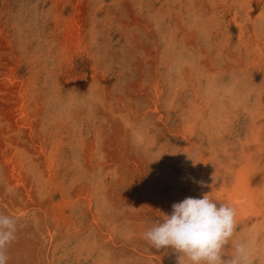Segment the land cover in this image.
<instances>
[{"label":"rangeland","instance_id":"1","mask_svg":"<svg viewBox=\"0 0 264 264\" xmlns=\"http://www.w3.org/2000/svg\"><path fill=\"white\" fill-rule=\"evenodd\" d=\"M246 1L0 0V214L18 222L7 264H105L107 257V264H157L164 248H153L144 233L161 213L170 215L174 203L204 196V178L196 182V189L204 191H191L193 170L201 169L204 159L216 158L208 171V180L214 182L224 173L223 159L231 168L237 167L240 141L253 130L263 136L257 140L264 142V0L251 1V21ZM71 15L77 19L76 40L65 42L67 47L56 45L59 35L64 36L62 24L73 19ZM57 19L64 21L62 27ZM5 84H11L10 92ZM19 85L26 87L22 105L16 100L21 99ZM255 103L260 107L250 109ZM156 104L167 130H160ZM9 121L24 122L27 128L13 132ZM193 125L189 138L186 127ZM30 133L43 143L41 149L37 143L30 145ZM55 136L64 144L59 150L53 145ZM3 137L12 145H6ZM80 142L85 148L94 145L91 163L83 159L86 151ZM39 150L47 155L60 151L58 173L67 191L64 195L55 189L44 191L38 184L45 170L39 171L31 160L39 159ZM251 150L259 152L253 145ZM8 157H14V164L4 163ZM102 162L105 169L99 166ZM17 163L25 168L20 171ZM262 164L254 181L264 176ZM21 177L31 194L26 195ZM50 194L51 206L47 204ZM89 200L92 212L98 214L95 222L94 214L86 212ZM61 201L65 202L63 218L76 228L72 234L61 230L63 225L58 228L48 212L62 206ZM236 230L244 233L240 227ZM61 232L64 238L57 241ZM171 249L166 264H178L179 254ZM257 250L264 257V250L263 254ZM258 254L249 253L251 264L260 262ZM234 255L235 245L230 242L225 256Z\"/></svg>","mask_w":264,"mask_h":264},{"label":"bare ground","instance_id":"2","mask_svg":"<svg viewBox=\"0 0 264 264\" xmlns=\"http://www.w3.org/2000/svg\"><path fill=\"white\" fill-rule=\"evenodd\" d=\"M66 1V0H65ZM244 1V0H243ZM251 1L252 0H247L246 2H244V3H246L247 4V7H248V10L246 11V16L248 17V20H250L251 21V18H250V10H251V8H252V5H251ZM256 1V0H255ZM260 1V0H259ZM56 2H58V1H56ZM139 2H141V1H139ZM241 2V1H240ZM254 2V1H253ZM72 3V2H71ZM179 3V2H178ZM55 4H57V3H55ZM83 4H85V3H83ZM234 4V3H233ZM52 5V4H51ZM76 5V4H75ZM78 5V4H77ZM54 6V5H53ZM227 7V6H226ZM60 8V7H59ZM55 9H57V8H55ZM175 9V8H174ZM56 11V10H55ZM241 11H242V8H241ZM210 12V11H209ZM259 12V11H258ZM56 13V12H55ZM158 14V13H157ZM164 14V13H163ZM212 14V13H211ZM195 15V14H194ZM165 17H166V15H164ZM76 17V16H75ZM74 15H71V18H73V19H69L70 21L69 22H64V21H59L58 19V21L59 22H57V24H59L60 26H61V24L64 22V25L62 24V26H63V28H62V32H61V34H63L64 36H62L63 38H61L60 37V35H59V37H58V39H57V42H56V45H63V46H65V47H67V46H69V45H67V43L68 42H72V39H74L75 37L74 36H77L76 35V30H78V28L76 27L77 25V23L75 24V21L77 20V19H75L74 20ZM192 17V16H191ZM194 17V16H193ZM217 17V16H216ZM235 17V16H234ZM53 18V17H52ZM56 18V17H55ZM254 18V17H253ZM252 18V19H253ZM256 18H257V16H256ZM60 19H61V16H60ZM189 19V18H188ZM193 20H194V18H192ZM122 20V19H121ZM214 20V19H213ZM126 21V20H125ZM245 21V20H244ZM259 21V20H258ZM53 22V21H52ZM77 22H79V19H78V21ZM235 22V21H234ZM262 22V21H261ZM61 23V24H60ZM55 24H56V22H55ZM141 24V23H140ZM170 25V24H169ZM242 25V24H241ZM61 26V27H62ZM3 27V26H2ZM79 28H82L80 25L78 26ZM55 28V27H54ZM150 28V27H149ZM220 28V27H219ZM178 29V28H177ZM262 29V28H261ZM2 30V29H1ZM209 30V29H208ZM263 30V29H262ZM52 32H54V31H52ZM57 32V31H56ZM92 32V31H91ZM65 33V34H64ZM0 34H1V32H0ZM92 35V34H91ZM183 35V34H182ZM242 35V34H241ZM4 37V36H3ZM2 37V38H3ZM53 37V36H52ZM86 37V36H85ZM241 37V36H240ZM78 38H80V37H78ZM224 38V37H223ZM257 38H258V36H257ZM3 39H5V38H3ZM84 39V38H83ZM75 40H76V38H75ZM239 40V39H238ZM82 41V40H81ZM170 41V40H169ZM223 41V40H222ZM251 41V40H250ZM1 42H3V40L1 41ZM65 42H67V43H65ZM42 43V42H41ZM43 44V43H42ZM78 44H80V43H78ZM77 43H76V45H78ZM74 45V44H73ZM82 45V44H81ZM91 45V44H90ZM170 45V44H169ZM177 45V44H176ZM260 45V44H259ZM174 46V45H173ZM220 46V45H219ZM82 47V46H81ZM215 47V46H214ZM43 48H44V46H43ZM75 48H76V46H75ZM87 48V47H86ZM230 48V47H229ZM11 49V48H10ZM48 49H50V48H48ZM58 49H59V47H58ZM69 49V48H68ZM70 49H72V48H70ZM181 49V48H180ZM72 50H74L75 51V49H72ZM231 50V49H230ZM71 51V50H70ZM227 51V50H226ZM235 51V50H234ZM67 52V51H66ZM176 52V51H175ZM25 53V52H24ZM45 53V52H44ZM55 53H57V52H55ZM62 53V52H61ZM82 53V52H81ZM264 53V52H263ZM67 54V53H66ZM69 54V53H68ZM67 54V55H68ZM80 54V53H79ZM83 54V53H82ZM81 54V55H82ZM258 54H260V53H258ZM50 55V54H49ZM255 55V54H254ZM45 56V55H44ZM54 56V55H53ZM63 56V55H62ZM78 56V55H77ZM80 56V55H79ZM84 56V55H83ZM52 57V56H51ZM205 57V56H204ZM20 58V57H19ZM47 58V57H46ZM67 57H65L64 58V60L63 61H65V59H66ZM165 58V57H164ZM231 58V57H230ZM37 59V58H36ZM228 59V58H227ZM55 61H56V59H54ZM68 60V59H67ZM164 60V59H163ZM58 61V60H57ZM71 61V60H70ZM204 61V60H203ZM89 62V61H88ZM233 62V61H232ZM46 63V62H45ZM44 63V64H45ZM66 63V62H65ZM196 63V62H195ZM236 63V62H235ZM15 64H16V62H15ZM138 64V63H137ZM205 64V63H204ZM46 65V64H45ZM257 65V64H256ZM68 66H70V64L68 65ZM132 66V65H131ZM254 66V65H253ZM153 67V66H152ZM249 67V66H248ZM258 67H260V66H258ZM31 68V67H30ZM38 68V67H37ZM203 68H205V67H203ZM229 68H230V66H229ZM242 68V67H241ZM250 68V67H249ZM15 69V68H14ZM47 69V68H46ZM45 69V70H46ZM70 69V68H69ZM91 69V68H90ZM117 69V68H116ZM227 69V68H226ZM224 70V69H223ZM223 70H221V71H223ZM12 71H15V70H12ZM92 71V70H91ZM96 71V70H95ZM7 72V71H6ZM94 73V72H93ZM4 74H5V72H4ZM9 74V73H8ZM65 74V73H64ZM250 74V73H249ZM11 76H12V72H11V74H10ZM6 76V75H5ZM4 76V77H5ZM85 76V75H84ZM0 77H2L1 75H0ZM3 78V77H2ZM83 78V77H82ZM6 79V78H5ZM81 79V78H80ZM10 80V79H9ZM28 80V79H27ZM3 81H5V80H3ZM12 81H13V79H12ZM16 81V80H15ZM20 81V80H19ZM25 81V80H24ZM0 82H1V80H0ZM22 82V81H21ZM148 82V81H147ZM7 83V82H6ZM26 83V82H25ZM181 83V82H180ZM14 84V83H13ZM140 84V83H139ZM195 84V83H194ZM198 84V83H197ZM196 84V85H197ZM263 84V83H262ZM143 86V85H142ZM158 87V86H157ZM161 87V86H160ZM169 87V86H168ZM20 88V89H19ZM19 88H17V89H19L18 90V95H20V98L21 99H16L15 97H14V99H16V100H21L20 101V104L22 105V104H24L23 103V99H24V96H25V93H26V87L24 86V88L23 87H21L20 85H19ZM23 88V89H22ZM156 88V87H155ZM170 88V87H169ZM189 88V87H188ZM212 88V87H211ZM215 88V87H214ZM1 89V88H0ZM4 89H6V90H8V92H10V90H11V84H5V87H4ZM17 89H16V91H17ZM29 89V88H28ZM38 89V88H37ZM40 89V88H39ZM59 89V88H58ZM3 90V89H2ZM52 91V90H51ZM53 91H55V90H53ZM57 91V90H56ZM154 91V90H153ZM156 91V90H155ZM3 92V91H2ZM29 93V92H28ZM31 93V92H30ZM148 93V92H147ZM155 93V92H154ZM250 93V92H249ZM3 94V93H2ZM185 94V93H184ZM17 95V94H16ZM13 96V95H12ZM148 96V95H147ZM156 96H157V94H156ZM36 97V96H35ZM34 97V98H35ZM152 97V96H151ZM3 98V97H2ZM13 98V97H12ZM26 98V97H25ZM27 98H29V97H27ZM57 98V97H56ZM158 98L160 99L161 98V94L159 93V95H158V97H156V101H158ZM1 99V98H0ZM260 99V98H259ZM1 101V100H0ZM40 101V100H39ZM44 101H46V99L44 98ZM243 101V100H242ZM19 102V101H18ZM25 102V101H24ZM38 102V101H37ZM201 102V101H200ZM244 102V101H243ZM156 103V102H155ZM191 103V102H190ZM206 103V102H205ZM195 104H197V103H195ZM16 105V104H15ZM15 105H13V106H15ZM49 105V104H48ZM95 105V104H94ZM5 106V105H4ZM9 106V105H8ZM25 107H26V105H24ZM69 106V105H68ZM93 106V105H92ZM253 106H258V107H260L259 106V104H257V103H255V104H253V105H251L249 108L250 109H252V107ZM19 107V106H18ZM17 107V109H19ZM71 107V106H70ZM5 108V107H4ZM16 108V107H15ZM37 108V107H36ZM20 109H23V106H22V108H20ZM28 109V108H27ZM35 109V108H34ZM38 109V108H37ZM41 109V108H40ZM57 109V108H56ZM173 109H175V108H173ZM223 109V108H222ZM258 109V108H257ZM9 110V109H8ZM26 109H24V111H25ZM29 110V109H28ZM91 110V109H90ZM155 110H158V112H159V118H160V122H162L161 123V128H160V130H162V129H166V122L164 123L163 122V115H162V113H161V111H159V107H158V105L156 104V109H154V111ZM2 111V110H1ZM19 111H21V110H19ZM31 111V110H30ZM98 111V110H97ZM153 111V110H152ZM5 112L6 111H4V115H5ZM121 112V111H120ZM146 112V111H145ZM197 112V111H196ZM7 113V112H6ZM15 113V115H18L17 114V112H14ZM21 113V112H20ZM28 113V112H27ZM8 114V113H7ZM30 113H28L27 115H29ZM31 114H33V113H31ZM132 114V113H131ZM190 114V113H189ZM26 115V114H25ZM172 115V114H171ZM7 116V115H6ZM11 116V115H10ZM170 116V115H169ZM254 116V115H253ZM23 117V116H22ZM158 117V116H157ZM175 117V116H174ZM252 117V116H251ZM6 118V117H5ZM4 118V119H5ZM10 118V117H9ZM14 118V117H13ZM17 118H19V117H17ZM34 118V117H33ZM198 118H200V117H198ZM221 118V117H220ZM255 118V117H254ZM25 119V118H24ZM135 119V118H134ZM157 120H159L158 118H156ZM166 119V118H165ZM18 120V119H17ZM30 120H31V118H30ZM42 121H43V119H41ZM187 120V119H186ZM185 120V121H186ZM208 120V119H207ZM211 120V119H210ZM225 120V119H224ZM110 121V120H109ZM167 121V120H166ZM256 121V120H255ZM44 122V121H43ZM115 122V121H114ZM142 122V121H141ZM3 123H5V122H3ZM16 123L17 124H10V121H9V124H8V127H12L13 128V132H14V130H16L17 131V129L19 128V127H21L20 129H23L22 127H25V124H23L24 122H21V123H19V121L17 122L16 121ZM26 123V122H25ZM28 123V122H27ZM32 123V122H31ZM30 123V124H31ZM103 123V122H102ZM118 123V122H117ZM143 123V122H142ZM221 123V122H220ZM253 123V122H252ZM156 124V123H155ZM254 124V123H253ZM4 125V124H3ZM116 125V124H115ZM6 126V125H5ZM4 126V127H5ZM32 126V125H31ZM34 126V125H33ZM38 126V125H37ZM204 126V125H203ZM221 126V125H220ZM254 126H255V124H254ZM3 127V126H2ZM7 127V128H8ZM45 127H46V125H45ZM58 127V126H57ZM63 127V126H62ZM130 127V126H129ZM178 127V126H177ZM190 127V126H189ZM189 127H186V129H187V131H188V133H189V135H188V137L190 138L191 137V134H190V132L192 131V129L194 128V125H193V127L192 128H189ZM197 127V126H196ZM6 128V129H7ZM25 128H27V127H25ZM31 128V127H30ZM184 128V134H183V136H185V140H187V135H185V127H183ZM200 128V127H199ZM203 128H205V127H203ZM249 128V127H248ZM164 129V130H165ZM253 129V128H252ZM38 130V129H37ZM41 130V129H40ZM129 130V129H128ZM159 130V131H160ZM167 130V129H166ZM179 130V129H178ZM200 130H201V128H200ZM223 130V129H222ZM221 129H219V131H222ZM1 131V130H0ZM33 131V130H32ZM45 131V130H44ZM209 131V130H208ZM207 131V132H208ZM3 132V131H2ZM5 132V131H4ZM3 132V134L2 135H4V134H8L7 132H5L4 133ZM11 132H12V130H11ZM25 132V131H24ZM30 132V131H29ZM167 132V131H166ZM182 132V131H181ZM193 132V131H192ZM202 132H204L203 130H202ZM206 132V133H207ZM256 132H258V131H256ZM183 133V132H182ZM195 133V132H194ZM27 134V133H26ZM52 134H55V132H53L52 131ZM56 134H58V133H56ZM60 134V133H59ZM59 134H58V136H59ZM209 134V133H208ZM207 134V135H208ZM222 134V133H221ZM264 134V133H263ZM41 135V134H40ZM44 135H47V134H45L44 133ZM100 135V134H99ZM172 135V134H171ZM178 135V134H177ZM176 135V136H177ZM250 136H247L244 140L242 139V143H241V141H240V144H239V149H240V151L241 152H239L238 154H237V167L236 168H231V166H228V163H230V162H226L224 159H223V162H224V173L220 176H215L214 178V182H211L210 180H208L209 178H208V171H211V169H213V167H214V165H215V163L213 162V161H215L216 160V158H206V159H204L203 161H202V163H203V165H202V163H201V169H198L200 166H198V168L196 169H194L193 170V172L192 173H194L195 174V177L193 178V180H192V192L193 193H196V194H198L199 192H203L204 190H202L203 189V187H205V189H207V191H205L204 193L205 194H207V195H209V197H210V199H212L213 201H215L217 204H223L224 203V205H226V206H229V207H231L232 209H234V212H235V221H236V229L238 228V227H240L241 228V230L242 231H244V233L242 234V235H240V233L239 232H237V230L235 231V233H234V236H233V238H232V240L230 241L232 244H234V245H236V244H245L246 245V247H247V249H248V252L251 254V253H257L258 254V250L257 249H259L260 250V253L261 254H263L264 252H263V250H264V247H262L263 246V244H264V238L260 241L259 239H256V238H254V235H258V236H262V237H264V176H263V178H261V180L259 181H254V177H256V174H259L257 171H260V169H258V164H262V165H264V142H263V138H262V141H258L259 140V138L258 137H263L262 135H260L259 136V134H255V130H253L252 131V133H250L249 134ZM22 136V135H21ZM5 137H6V135H5ZM23 137V136H22ZM28 137V136H27ZM26 137V138H27ZM40 137V136H39ZM251 137V140L250 141H248L249 140V138ZM2 138V137H1ZM8 138H10V137H8ZM37 137H35L34 135H32V133H30L29 134V140L32 142L30 145L31 146H35V143H37V148L38 149H41L42 148V144L43 143H40L39 142V140L37 141V139H39V138H37ZM56 138V139H55ZM55 138H53V139H55V141H54V143H53V141H52V143H53V145L54 144H57V149L59 150L60 149V147H62V146H64V144H62V141H61V137L60 138H58V137H56L55 136ZM202 138V137H201ZM258 139V140H257ZM28 140V141H29ZM35 140L37 141V142H35ZM42 140V139H41ZM127 140V139H126ZM238 140V139H237ZM3 141H4V143L6 142L5 140H4V137H3ZM21 141V140H20ZM140 141V140H139ZM13 142V141H12ZM16 142V141H15ZM27 142V141H26ZM42 142H44V141H42ZM95 142V141H94ZM186 142V141H185ZM190 142V141H189ZM195 142V141H194ZM251 143V144H250ZM20 144V143H19ZM24 144V143H23ZM136 144V143H135ZM195 144V143H194ZM199 144H201V143H199ZM227 144V143H226ZM4 145V144H3ZM6 145H12L9 141H7L6 142ZM189 145V144H188ZM254 146V147H258V151L259 152H257V151H254L253 152V150H251V146ZM80 146H81V150H82V148H83V146H84V148L86 147L85 145H84V143L83 142H80ZM185 146V145H184ZM190 146H193L192 145V143H191V145ZM87 147L88 148H85L84 149V152H85V154H83V159H85L86 161H88V162H90L91 163V161H92V151H93V147H94V145L92 144V143H90L89 145H87ZM98 147V146H97ZM1 148V147H0ZM185 148V147H184ZM183 148V149H184ZM191 148V147H190ZM199 148V147H198ZM235 148V147H234ZM4 149H5V147H4ZM211 149V148H210ZM216 149V148H215ZM181 150V149H180ZM185 150H186V148H185ZM212 150V149H211ZM3 151V150H2ZM17 151V150H16ZM195 151V150H194ZM8 152V151H7ZM39 153H40V156L38 157L39 159L37 160V158H36V161H32L31 160V165H33V166H36V167H38L40 170L39 171H42L41 170V168L43 167L44 169L43 170H45V173H43V174H40V176H39V180L37 181V182H39L38 184L40 185V186H42L44 189H46V190H44V191H49L50 193L52 192V190H57L58 191V193L60 194V195H64L67 191L65 190V189H63L62 188V185H63V183H62V177H61V175H59V170H61V169H59L58 168V166H59V158H60V156H59V154H60V151H55V152H52V154H51V152L47 155V153L45 152V151H42V150H39L38 151ZM105 152V151H104ZM187 155L188 156H190V157H192V152H190V149H188L187 151ZM33 153V152H32ZM171 153H173V151L171 152ZM10 154V153H9ZM29 154V153H28ZM51 154V155H50ZM159 154V153H158ZM200 154V153H199ZM21 155V154H20ZM31 155V154H30ZM103 155H104V153H103ZM105 156V155H104ZM104 156H103V158H104ZM182 156V155H181ZM194 156V155H193ZM216 155H214V157H215ZM219 156H220V154H219ZM99 157V156H98ZM108 157V156H107ZM14 157H12V159H11V157H8V159L7 160H5L4 161V163H9V162H11L12 161V163H13V159ZM103 158H100V159H103ZM137 158V157H136ZM29 159V158H28ZM193 159V158H192ZM191 159V163H193L194 161ZM259 159H261L260 161H259ZM4 160V159H3ZM27 160V159H26ZM43 160H45V165H42L41 163H40V161L42 162ZM104 160V159H103ZM102 160V161H103ZM201 160V159H200ZM2 161V160H1ZM21 161V160H20ZM113 161V160H112ZM146 161V160H145ZM206 161H208V167H207V165H206ZM263 161V162H262ZM28 163H30V161H27ZM110 162V161H109ZM136 162V161H135ZM141 162V161H140ZM27 163V164H28ZM42 163H44V162H42ZM107 163H108V161H107ZM112 163V162H111ZM134 163V162H133ZM142 163V162H141ZM14 164V163H13ZM18 165H19V163H17ZM98 164V163H97ZM113 165L115 164V163H112ZM144 164V163H143ZM11 165V164H10ZM105 164H104V162H102V163H100L99 164V166L102 168V169H105V166H104ZM132 165V164H131ZM9 166V165H8ZM32 166V167H33ZM116 166V165H115ZM21 167H24L25 168V166H24V164L23 165H19V169H20V171H21ZM35 167V168H36ZM94 167V166H93ZM107 167V166H106ZM140 167V166H139ZM23 168V169H24ZM58 168V169H57ZM100 168V170H102ZM216 168V167H215ZM219 168V167H218ZM257 168V169H256ZM89 169V168H88ZM99 169V168H98ZM11 170V169H10ZM9 170V171H10ZM14 170V169H13ZM120 170H121V168H120ZM141 170V169H140ZM221 170H222V168H221ZM263 170V169H262ZM7 171V170H6ZM38 171V172H39ZM88 171V170H87ZM93 172H94V170H93ZM98 172V171H97ZM16 173H18V172H16ZM40 173V172H39ZM61 173V172H60ZM92 173V172H91ZM146 173V172H145ZM210 173V172H209ZM256 173V174H255ZM98 174V173H97ZM110 174V173H109ZM166 174V173H165ZM187 174V173H186ZM203 175V176H201V175ZM100 175V174H99ZM211 175V174H210ZM21 176V175H20ZM19 176V177H20ZM111 176V175H110ZM9 177H11L12 178V176H9ZM36 177V176H35ZM121 177V176H120ZM154 177H155V175H154ZM164 177V176H163ZM192 177V176H191ZM199 178H204V180H205V186H203L199 191L196 189V185H197V180L199 179ZM20 179V181H21V185H22V187H24L25 188V193H26V195H28V194H31V191H29V190H27L26 189V184H25V181L23 180V177H21V178H19ZM40 179H42V180H40ZM17 180V179H16ZM148 180V179H147ZM18 181V180H17ZM159 181V180H158ZM189 181V180H188ZM120 182V181H119ZM11 183V182H10ZM14 183H15V181H14ZM20 183V182H19ZM89 183V182H88ZM90 183H92V182H90ZM150 183V182H149ZM164 183V182H163ZM18 184V183H17ZM93 185V184H92ZM169 185V184H168ZM7 186H8V184H7ZM15 186H17V185H15ZM149 186V185H148ZM216 187H218V188H216ZM59 188V189H58ZM83 188V187H82ZM94 188V187H93ZM101 188V187H100ZM105 188V187H104ZM142 188V187H141ZM151 188V187H150ZM20 189V188H19ZM106 189V188H105ZM119 189V188H118ZM144 189V188H143ZM195 189V190H194ZM24 190V189H23ZM88 190V189H87ZM43 191V190H42ZM81 191V190H80ZM103 191H105V190H103ZM143 191H145V190H143ZM156 191V190H155ZM24 192V191H23ZM88 192V191H87ZM98 192V191H97ZM106 192V191H105ZM45 193V192H44ZM49 194V193H48ZM85 194V193H84ZM90 194V193H89ZM204 194V195H205ZM140 195V194H139ZM142 196V195H141ZM27 197V196H26ZM51 197H53L51 194L48 196V201H47V204L49 203H51V202H53L52 201V199H51ZM88 197H91V196H88ZM87 197V198H88ZM140 197V196H139ZM77 197H75V199H76ZM81 198V197H80ZM186 198V197H185ZM65 199V198H64ZM63 199V200H64ZM86 199V198H85ZM90 199V198H89ZM98 199V198H97ZM96 199V200H97ZM44 200V199H43ZM69 200V199H68ZM38 201V200H37ZM143 201V200H142ZM182 201V200H181ZM44 202V201H43ZM103 202V201H102ZM126 202H127V200H126ZM30 203H31V201H30ZM33 203V202H32ZM39 203H40V201H39ZM45 204H46V202H44ZM43 203V204H44ZM55 203V202H54ZM61 203H63L62 204V206H57L58 208H55L54 210L52 209V211H50V210H48V212H49V214H50V216H52L53 217V219H55L54 220V222H55V224H56V226L58 227V228H60L62 225L64 226V228L63 229H61V230H64L65 232H68V233H70V234H72L73 233V231L76 229V228H74V230H73V226H72V224L70 223V222H67V221H65V219L63 218V214H62V211H61V209L65 206V202H62L61 201ZM91 202H90V200H89V203H88V207H87V209H86V212H88V213H92V214H94L93 212H92V207H91V204H90ZM116 203V202H115ZM114 203V204H115ZM121 203V202H120ZM140 203V202H139ZM29 204V203H28ZM58 204V203H57ZM117 204V203H116ZM130 204H132V203H130ZM37 205V204H36ZM41 205V204H40ZM52 204H50V206H51ZM137 205V204H136ZM29 206V205H28ZM35 206V205H34ZM103 207H104V205H102ZM147 206V205H146ZM45 207L46 206H44V209H45ZM49 207V206H48ZM59 207H61V208H59ZM137 207H140V206H137ZM53 208V207H52ZM101 208V207H100ZM148 208V207H147ZM41 209H42V207H41ZM48 209V208H47ZM140 208H138V210H139ZM33 210V209H32ZM37 210V209H36ZM96 210H97V208H96ZM34 211V210H33ZM45 211V210H44ZM75 211V210H74ZM155 211V210H154ZM41 212V211H40ZM71 212V211H70ZM79 213V212H78ZM85 213V212H84ZM132 213V212H131ZM143 213V212H142ZM48 214V213H47ZM48 214V215H49ZM71 214V213H70ZM98 215V214H97ZM97 215L96 214H94V215H92L93 216V220H94V222H95V219H96V217H97ZM41 216V215H40ZM49 216V217H50ZM65 216V215H64ZM135 216V215H134ZM143 216V215H142ZM147 216V215H146ZM31 217V216H30ZM35 217V216H34ZM45 217V216H44ZM115 217V216H114ZM133 217V216H132ZM148 217V216H147ZM153 217V216H152ZM39 218V217H38ZM43 218V217H42ZM160 218V217H159ZM67 219H69L70 220V218H67ZM80 219V218H79ZM102 219V218H101ZM141 219V218H140ZM73 220V219H72ZM109 221V220H108ZM111 221V220H110ZM109 221V222H110ZM93 222V221H92ZM116 222H118V221H116ZM133 222H136V221H134L133 220ZM112 223H114V222H112ZM74 224V223H73ZM96 224H97V222H96ZM111 224V223H110ZM90 225H92V224H90ZM95 226V225H94ZM98 226V225H97ZM109 226V225H108ZM115 226V225H114ZM85 227V226H84ZM93 227V226H92ZM91 227V228H92ZM55 228V227H54ZM62 228V227H61ZM72 228V229H71ZM86 228V227H85ZM107 228V227H106ZM109 228V227H108ZM144 227H142V229H143ZM88 229V228H87ZM247 229H248V231H247ZM59 230V229H58ZM73 230V231H72ZM145 230V229H144ZM245 231H247V232H245ZM53 232V231H52ZM55 232V231H54ZM65 232H61V233H59V238H57L56 240L58 241V240H63V235L65 234ZM76 232L77 231H75L74 233L76 234ZM48 233V232H47ZM46 233V234H47ZM78 233V232H77ZM70 234H68V235H70ZM54 235V234H53ZM53 235H50V237L51 238H49V239H53ZM89 235V234H88ZM87 235V236H88ZM48 236H49V234H48ZM57 236V235H56ZM57 236V237H58ZM109 236V235H108ZM102 237V236H101ZM105 237V236H104ZM127 238V237H126ZM258 238V237H257ZM46 239H48V238H46ZM48 239V240H49ZM94 239V238H93ZM101 239V238H100ZM108 239V238H107ZM90 240V239H89ZM102 240V239H101ZM104 240H106L105 238H104ZM50 241V240H49ZM52 242H53V240H51ZM84 241V240H83ZM129 241V240H128ZM131 241V240H130ZM139 241V240H138ZM141 241V240H140ZM93 242V241H92ZM96 242V241H95ZM123 242V241H122ZM121 242V243H122ZM101 243V242H100ZM99 244V243H98ZM97 244V245H98ZM145 244V243H144ZM96 245V244H95ZM60 246V245H59ZM100 246V245H99ZM120 246V245H119ZM134 246V245H133ZM58 247V246H57ZM82 247V246H81ZM87 247V246H86ZM231 247V246H230ZM49 249V248H48ZM232 249V248H231ZM82 251H84V249H81ZM173 250L174 249H171V251L173 252ZM48 251V250H47ZM175 251V250H174ZM231 251H233V250H230V252ZM44 253H45V251H43ZM90 252V251H89ZM169 253V248H167V249H163L162 251H161V253H160V258H156V260H155V262L157 263V264H166V263H168V261H169V259L167 258L168 256V253ZM263 252V253H262ZM43 253V254H44ZM86 253V252H85ZM176 253V252H175ZM233 253V252H232ZM23 254V253H22ZM48 254V253H47ZM93 254V253H92ZM141 254V253H140ZM147 255V254H146ZM146 255H144L145 257H146ZM151 255V254H150ZM154 255V254H153ZM264 255V254H263ZM74 256V255H73ZM88 256V255H87ZM148 256V255H147ZM172 256V255H171ZM90 257V256H89ZM88 257V258H89ZM139 257V256H138ZM258 257H259V260H260V262H262V263H264V257L263 256H261L260 254H258ZM100 259V258H99ZM148 259H149V257H148ZM154 259V258H153ZM62 260V259H61ZM47 261V260H46ZM149 262V261H148ZM260 262H258V264H260ZM105 264H107V263H109V261H108V257H107V262H104ZM143 263V262H142ZM146 263V262H145ZM178 263V262H177ZM23 264V263H22ZM50 264V263H49ZM150 264V263H149Z\"/></svg>","mask_w":264,"mask_h":264},{"label":"clouds","instance_id":"3","mask_svg":"<svg viewBox=\"0 0 264 264\" xmlns=\"http://www.w3.org/2000/svg\"><path fill=\"white\" fill-rule=\"evenodd\" d=\"M144 238L155 249L172 248L178 264H251L245 244L235 245V255L225 256L236 231L235 212L217 204L209 195L187 197L172 205L170 215L161 213ZM18 222L0 214V264H7L8 248L16 241Z\"/></svg>","mask_w":264,"mask_h":264}]
</instances>
